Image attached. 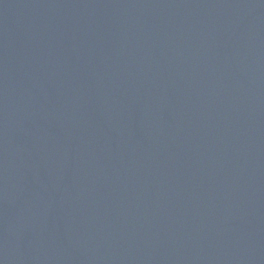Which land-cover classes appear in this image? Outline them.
I'll list each match as a JSON object with an SVG mask.
<instances>
[{
  "label": "water",
  "instance_id": "water-1",
  "mask_svg": "<svg viewBox=\"0 0 264 264\" xmlns=\"http://www.w3.org/2000/svg\"><path fill=\"white\" fill-rule=\"evenodd\" d=\"M0 264H264V0H0Z\"/></svg>",
  "mask_w": 264,
  "mask_h": 264
}]
</instances>
